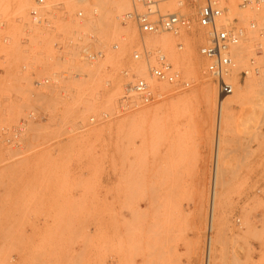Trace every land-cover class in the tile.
<instances>
[{
	"label": "rangeland",
	"instance_id": "374dc122",
	"mask_svg": "<svg viewBox=\"0 0 264 264\" xmlns=\"http://www.w3.org/2000/svg\"><path fill=\"white\" fill-rule=\"evenodd\" d=\"M223 1L245 26L264 16V0L259 11L239 10L235 0ZM65 2L68 9L75 7L72 0ZM33 3L0 0V21L13 37L11 48L0 51L6 55V63L0 62L4 70L0 75V131L19 125L30 110L25 104L31 101L40 106L38 112L47 115L46 121L27 126L18 148L0 144V264H13L12 256L24 241L21 230L26 227L34 230L26 264H43L50 248L58 264L76 260L75 247L84 241L78 237L77 227L91 217L93 206L70 200L66 204L53 202L50 196L85 191L86 179L48 173L49 167L74 165L110 170L118 201L111 207L115 214H125L123 234L132 260L139 257L141 264H181L182 260L206 264L211 215L209 264H255L254 245H264V226L263 232L259 231L252 218L264 212V33L250 32V41L239 48L233 79L237 100L233 94L221 109L217 87L205 74L206 61L199 54L205 43L201 33L165 34L167 41L162 47L193 84L188 89L160 85L161 96L156 102L120 114L118 102L134 82V75L148 78L141 64L132 59V49L139 42L136 28L133 24L122 26L119 19L131 10V0L105 3L99 19L82 29L84 35L94 36L97 49L106 52L96 63H56L51 60L48 38H39L41 44L34 52L40 56L35 63L44 75L64 71L79 75L60 78L61 94L35 90L29 76L19 74L21 65L29 61L20 36ZM160 7L163 15L177 10L175 0H166ZM185 11L195 26L196 6ZM60 28L67 36L74 30L66 21ZM116 43L119 49L112 51ZM245 69L252 70L247 78L240 76ZM202 92L211 101L209 106ZM233 97L235 102H231ZM103 113L110 115L108 121L101 122ZM90 117L98 123L88 125ZM216 150L212 205L211 167ZM93 179L100 181L102 176L87 180ZM51 214H57L53 221L57 232L46 234L39 219ZM19 216H34L35 221L25 224ZM112 223L116 234L119 221ZM122 246L117 242L112 255L117 256Z\"/></svg>",
	"mask_w": 264,
	"mask_h": 264
},
{
	"label": "built area",
	"instance_id": "2783aa9c",
	"mask_svg": "<svg viewBox=\"0 0 264 264\" xmlns=\"http://www.w3.org/2000/svg\"><path fill=\"white\" fill-rule=\"evenodd\" d=\"M75 7L68 9L65 0H34L29 11V21L23 25L20 44L29 61L20 67V75L27 74L32 80L35 90L47 93L49 91L64 92L60 78L68 79L69 75L79 77L70 71L48 73L44 75L42 68L35 63L40 54L34 52L36 46L41 43L40 37H47L53 51L52 61L61 65L76 62L93 64L103 59L105 50L95 47L93 35H84L82 29L93 25L104 11V4L117 2L118 0H72ZM166 0H131V10L120 16L122 26L133 24L136 28L139 42L132 49V59L140 63L148 78L134 75L131 83L120 98L117 112L127 113L139 106H149L157 101L159 96L158 87L167 85L173 88L188 89L193 84L192 80L184 78L183 73L170 61L162 46L149 43L147 39L170 34L180 36L199 31L204 38V45L199 49V54L206 61L205 74L212 80L218 90V96L222 103L234 94V76L237 70V52L241 45L250 41V32L264 33V16L260 22L251 21L248 26L241 24L237 17L232 16L223 0H175L177 10L175 13L161 14V4ZM239 10L255 8L261 10L263 0H235ZM197 8L195 26L192 18L185 10ZM70 23L74 30L69 36L61 33L60 24ZM13 44V37L8 33L4 22L0 21V51L8 50ZM179 48L183 46L179 44ZM119 49V44L111 46L112 51ZM0 62L6 63V55L0 54ZM251 66L255 61H250ZM252 72L245 69L240 76L247 78ZM258 73V69H254ZM4 70L0 68V75ZM127 74V73H125ZM30 110L25 111V117L19 125L12 128H2L0 131V144L7 148H18L22 138L31 122L46 121L47 115L39 110V105L33 101L25 104ZM110 115L103 113L101 122L108 121ZM98 119L90 117L87 124L96 125ZM78 126L83 125L78 123ZM83 130V128H80ZM218 166V151L216 150L212 162L211 177V203H214L216 190L215 172ZM212 222L207 227V243L205 251L206 264H209L211 249Z\"/></svg>",
	"mask_w": 264,
	"mask_h": 264
},
{
	"label": "crops",
	"instance_id": "0c3cea01",
	"mask_svg": "<svg viewBox=\"0 0 264 264\" xmlns=\"http://www.w3.org/2000/svg\"><path fill=\"white\" fill-rule=\"evenodd\" d=\"M48 173L58 174L60 177L68 175L83 177L86 179L85 184L86 190L77 189L76 191L63 196L62 195H51L53 202L66 204L69 200L77 204L92 205L91 217H86L81 222V225L77 227L78 237H81L84 241L78 242L75 247L76 260L69 263L60 264H141V259L137 257L135 260L131 259V252L125 247L126 236L124 232V213L114 212L112 205L118 203L116 196L113 195L116 183L110 179V170L103 167H93L92 169L86 166H54L48 168ZM102 176V179L91 181L87 180L89 177L94 178ZM0 194L2 192L0 191ZM119 203H123L120 198ZM57 214H51L48 218L39 219L43 225L42 230L46 234H53L57 232L56 225L53 221L57 220ZM258 223L259 231L263 232L264 226V212H259L252 216ZM23 223L35 221L34 216H19L18 218ZM118 219L119 221V232L115 234V226H113V220ZM41 226V225H40ZM21 234L24 237V241L19 246V251L14 253L12 256L13 264H26L25 258L30 251L27 247L30 245V239L34 236V230L30 227H26L21 230ZM264 235V232H263ZM121 242L123 246L118 248V255H112V251L116 252L115 244ZM35 245V242L33 243ZM257 254L254 257L255 264H264V245L255 244ZM28 250V251H27ZM50 248V256L45 259L43 264H58L54 262L53 252ZM65 251V250H64ZM181 264H189L187 260H182Z\"/></svg>",
	"mask_w": 264,
	"mask_h": 264
},
{
	"label": "bare ground",
	"instance_id": "6f19581e",
	"mask_svg": "<svg viewBox=\"0 0 264 264\" xmlns=\"http://www.w3.org/2000/svg\"><path fill=\"white\" fill-rule=\"evenodd\" d=\"M116 7L118 8V6L116 5ZM23 9V8H22ZM192 11V10H191ZM190 12V11H189ZM110 13H111V11H110ZM167 41V37L164 35H161V36H159V37H155V38H150L149 40H148V42L149 43H153L154 45H158V46H165V42ZM243 52V51H242ZM240 54V53H239ZM218 91V90H217ZM235 95L237 94V93H234ZM234 95V96H235ZM202 96L204 97V100H205V105L207 104L208 106L211 104V101L210 100H207L206 99V93H203L202 92ZM245 96V95H244ZM243 96V97H244ZM236 97H237V95L235 96V99H236ZM218 98H219V104L221 103V101H222V98L221 97H219L218 96ZM234 97H233V100H231V102H235L234 100ZM239 99V98H238ZM237 100V99H236ZM241 100V99H240ZM163 108V107H162ZM209 108V107H208ZM220 109V108H219ZM206 110H208V109H206ZM208 114V113H207ZM219 118V120L217 121L218 122V126H217V134H216V136H217V140H218V136H219V133H218V131H219V122H220V116L218 117ZM133 170H134V168H133ZM132 174H133V172H132ZM215 175V177H216V174H214ZM216 179V178H215ZM146 203V202H145ZM151 204V203H150ZM149 205V204H148ZM135 207V206H134ZM138 208V207H137ZM136 208V209H137ZM131 209H132V207H131ZM150 209V208H149ZM134 210V209H133ZM135 211V210H134ZM141 211V210H140ZM145 210H143V212H144ZM147 211V210H146ZM135 212H137V211H135ZM140 213H142V212H140ZM134 214V213H133ZM132 214V215H133ZM144 215H146V214H144ZM133 217H134V215H133ZM211 218H212V216L210 215V222H211ZM210 222H209V224H210Z\"/></svg>",
	"mask_w": 264,
	"mask_h": 264
}]
</instances>
